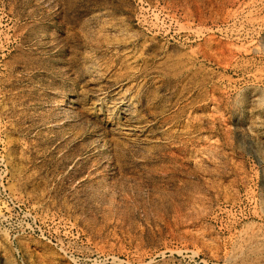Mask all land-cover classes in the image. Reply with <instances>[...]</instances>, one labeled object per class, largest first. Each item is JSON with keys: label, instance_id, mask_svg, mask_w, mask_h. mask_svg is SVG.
<instances>
[{"label": "rangeland", "instance_id": "obj_1", "mask_svg": "<svg viewBox=\"0 0 264 264\" xmlns=\"http://www.w3.org/2000/svg\"><path fill=\"white\" fill-rule=\"evenodd\" d=\"M0 264H264V0H0Z\"/></svg>", "mask_w": 264, "mask_h": 264}, {"label": "bare ground", "instance_id": "obj_2", "mask_svg": "<svg viewBox=\"0 0 264 264\" xmlns=\"http://www.w3.org/2000/svg\"><path fill=\"white\" fill-rule=\"evenodd\" d=\"M113 96V95H112ZM125 97V96H124ZM117 98H118V96H117ZM115 99H116V97H115ZM117 100V99H116ZM127 100V99H126ZM77 102V101H76ZM118 104H119V107H122V104H123V98H118V100L116 101ZM116 102H114V104L116 103ZM126 106V105H125ZM130 106H131V104H130ZM116 107V106H115ZM123 108H127V107H123ZM129 108V107H128ZM129 110V109H128ZM131 110V109H130ZM128 112V111H127ZM131 112V111H130ZM124 113H126V112H124ZM123 114V113H122ZM129 114V113H128ZM131 114V113H130ZM129 114V115H130ZM124 117V116H123ZM125 117H127V116H125ZM130 117V116H129ZM132 117V116H131ZM126 119H128V118H126ZM135 121H136V119H135ZM137 122V123H136ZM135 122V124H132L129 128H135L136 129V131H137V129H140L139 131H141L144 127H146L147 125H148V123L147 122H143V123H140L139 121H136ZM151 122V121H150ZM132 130V129H131ZM144 132V131H143ZM140 134V133H139ZM142 134V133H141Z\"/></svg>", "mask_w": 264, "mask_h": 264}]
</instances>
